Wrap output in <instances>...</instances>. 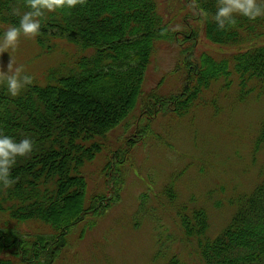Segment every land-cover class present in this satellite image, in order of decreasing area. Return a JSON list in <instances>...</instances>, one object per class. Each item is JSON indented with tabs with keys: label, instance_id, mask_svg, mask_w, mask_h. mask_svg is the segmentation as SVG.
<instances>
[{
	"label": "trees",
	"instance_id": "obj_1",
	"mask_svg": "<svg viewBox=\"0 0 264 264\" xmlns=\"http://www.w3.org/2000/svg\"><path fill=\"white\" fill-rule=\"evenodd\" d=\"M190 1L206 40L247 47L220 61L207 53L193 60L186 53L194 46L191 41L178 60L184 73L180 93L154 95L148 111L154 114L171 106L181 118L213 81L220 77L230 81L232 73L241 100L250 92L264 95V16L249 20L237 15L234 26L221 30L214 20L217 0ZM29 10L26 0H0V33L3 27L18 26L20 16ZM163 18L156 0H85L72 9L45 12L36 37L40 47L51 48L53 37H63L93 53L66 71H51L45 84L25 85L17 97L0 83V131L17 142L24 138L34 142L30 154L17 157L10 186L0 187V214L13 224L35 222L48 231L24 238L17 226L5 224L0 231V264H53L74 224L90 217L96 220L116 202L123 189L121 177L112 179L106 192L91 195L85 205L82 168L103 148L96 139L105 137L135 108L156 42L174 38ZM187 34L195 36L193 31ZM253 151L264 155V115ZM163 194L173 198L171 184L163 187ZM227 201L234 211L215 235L207 234L209 222L202 208L191 214L180 211V230L195 242L201 264H264V173L249 193ZM156 243L160 249L166 245L160 237ZM166 264L181 261L173 255Z\"/></svg>",
	"mask_w": 264,
	"mask_h": 264
},
{
	"label": "rangeland",
	"instance_id": "obj_2",
	"mask_svg": "<svg viewBox=\"0 0 264 264\" xmlns=\"http://www.w3.org/2000/svg\"><path fill=\"white\" fill-rule=\"evenodd\" d=\"M156 2L174 38L156 42L135 108L105 137L96 139L103 148L82 168L85 205L91 195L106 192L116 177L123 180V189L102 216L72 226L53 264H166L173 255L181 264H201L195 242L180 230V211L191 214L194 208H202L209 222L207 234L213 236L234 211L227 200L249 193L264 173V155L253 151L264 115V95L250 92L241 100L234 73L230 81L222 77L213 81L181 118L171 106L160 107L154 114L148 111L154 95L180 93L184 73L178 60L191 41L194 46L186 53L193 60L207 53L220 61L247 47L220 46L206 40L190 0ZM187 30L195 36L188 37ZM51 45L44 49L36 38L21 35L14 51L0 53V68L6 71L12 60L13 67H23V75L45 84L51 71H66L93 53L63 37H53ZM107 163L109 169L104 168ZM168 184L173 187V198L163 194ZM5 224L17 226L24 238L48 232L40 223L16 225L0 214V231ZM158 237L166 242L161 249L157 248Z\"/></svg>",
	"mask_w": 264,
	"mask_h": 264
},
{
	"label": "clouds",
	"instance_id": "obj_3",
	"mask_svg": "<svg viewBox=\"0 0 264 264\" xmlns=\"http://www.w3.org/2000/svg\"><path fill=\"white\" fill-rule=\"evenodd\" d=\"M85 0H26L30 9L19 19L18 26H7L0 37V53L9 49L15 50L21 35L35 39L41 30L45 12L53 13L58 9H72L83 5ZM14 14H18L15 13ZM243 16L255 20L264 16V0H217L214 15L216 25L221 30L236 24V16ZM23 67H13L12 60L7 70L0 68V80L6 84L7 92L12 97L20 95L25 85L31 84L32 77L23 75ZM34 142L31 138H24L18 142L11 136L0 131V187L7 188L12 183L11 169L17 162V157H25L33 151Z\"/></svg>",
	"mask_w": 264,
	"mask_h": 264
}]
</instances>
